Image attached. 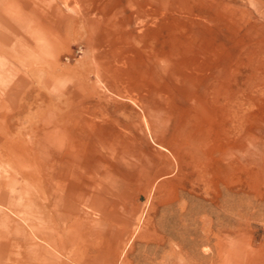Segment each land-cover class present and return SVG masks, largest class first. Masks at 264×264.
<instances>
[{
	"label": "rangeland",
	"instance_id": "obj_1",
	"mask_svg": "<svg viewBox=\"0 0 264 264\" xmlns=\"http://www.w3.org/2000/svg\"><path fill=\"white\" fill-rule=\"evenodd\" d=\"M34 1L9 5L12 21L0 25L9 40L0 88L12 98L0 92V264H264V0ZM86 13L109 20L99 26L101 49L98 32L84 34ZM23 44L35 54L28 60L16 56ZM136 46L143 52H124ZM6 51L22 64L11 78ZM116 66L157 94L141 87L106 90L97 104L78 100L79 81L99 94L93 72L111 76ZM66 98L119 138L107 132L114 151H92L88 175L98 182L106 173V189L95 209L75 214L60 203L49 213L18 174L23 155L13 148L32 125L44 131L49 102ZM34 168L36 179L49 175L43 164Z\"/></svg>",
	"mask_w": 264,
	"mask_h": 264
},
{
	"label": "bare ground",
	"instance_id": "obj_2",
	"mask_svg": "<svg viewBox=\"0 0 264 264\" xmlns=\"http://www.w3.org/2000/svg\"><path fill=\"white\" fill-rule=\"evenodd\" d=\"M19 1L21 2V0H0V22H1L0 25L12 21V19L11 20L9 19L11 16L4 17V14L10 12L9 5L13 4L14 2L19 3ZM33 3L36 4L40 3L46 5L49 3L52 4L54 2L53 0H38V1H34ZM156 4L158 5V3H155V5ZM161 5L164 7L163 11L165 10L167 11L166 5L164 4ZM3 6L4 7L7 6V7L3 9ZM54 13L56 14V16L59 17L62 14L60 9L57 7H54ZM140 16L141 14L138 11L136 13V17H138V20ZM55 18H47V19L53 21ZM81 18L85 21V27L83 30L84 34H86V36L89 39L94 33L98 32L96 33L97 34L96 36L98 38L99 44H97L96 42V46L99 49H101L102 45L100 44V42L103 39L102 40L100 39L102 38V36H100L99 34V32H101L99 30L101 29L99 26L108 25L109 20L97 22L90 18L89 13H86L85 17L81 16ZM22 23L23 20L22 22H20V24ZM25 23L26 24L29 23V18L26 17ZM116 26L112 28L113 33L115 35L118 32L121 33L119 27ZM160 31L161 30L158 29V32ZM174 33H176V31H174ZM121 35L123 34H120V36ZM132 36L133 34H131V37ZM23 41L28 43L25 39ZM156 41H158V39ZM111 42L112 41L109 42V45H111V47H114L115 44ZM6 47L9 48V40L6 37L1 38V34H0V51L7 50ZM124 49H125L124 52L126 53H131L133 51L135 53L143 52L142 47L140 46H136V49L133 48L130 49L128 47H125ZM153 50H154L153 45L149 46L148 52L153 54ZM6 53L11 55V60H12V62L9 64L2 63V66L5 65V70H3L4 74L8 78H11L12 75L15 73V67H14L15 64L16 65L19 64L18 66H20L21 64L20 62H18V59L15 58L16 56L21 57L24 55L25 57H27L28 60L29 57L35 55L33 51L27 47L26 44H23L20 48L16 49V56L15 54L13 55V51L12 52L6 51ZM152 54H149L150 56L147 59L148 62L151 64L150 67L155 66L152 61L156 56ZM158 54L159 55L162 54L164 57L167 56V54L161 51V49L160 51L158 50ZM120 65H122V62H120L119 66ZM119 66H116L115 70L109 71L111 73V76H107L106 74L101 73L100 71L93 72L96 79L95 85L97 87L101 86L103 89H105L104 91H102L101 89V92L99 94H95L93 85L89 87L87 81L84 82L79 81L78 86H80V91H81L80 95H83V97L79 96L78 100L93 99L94 101L92 102H95L97 104L99 103V101L100 102L106 101V97L104 93L106 92V90L108 92H114L113 94H119V92L124 91L123 94H125L126 92L125 90L127 89L139 91L141 87L151 88L150 90L152 91V95L153 93L155 95L157 94V90L155 87H153V85L151 86L147 84L144 80L137 81L135 77L129 78L126 71L121 70ZM153 69H155V67ZM141 78L146 79V77H141ZM149 79L150 81L148 82L152 83L151 81L154 79V76H151ZM20 81L25 82L26 80L20 79ZM6 88L7 91H9L8 87ZM6 88L5 87L0 88V92L1 95L5 96L8 103H10L12 102V98L10 97L9 92L6 91ZM62 96L63 95H61V98ZM127 97L129 98L130 96L127 95ZM69 98L73 100L72 96H69ZM69 98L62 100L59 103H53L50 101L47 107L48 109L49 108L51 109L53 115L46 117V119L44 117L45 121H43L41 124L46 129L44 128V131L38 133L37 131H34V129L37 130L38 128L37 124L32 125V127L30 128L27 134L28 136H26L25 139L19 138L17 144H15L13 148L15 150L17 149V151H20L21 154L23 155V157L20 158V160L16 159L19 164L18 174L22 176L24 180L26 179L30 185H35L36 188L34 195L37 194L40 200H42V202L46 200V202L49 203V206L51 203L53 206L57 208L58 207L57 204L60 203L62 205V208L66 207V209L69 210L70 213L75 214L76 211L80 213L82 207L88 209H95L100 204V198L97 195V192H99L101 189L104 190L106 189L104 187V182H106L104 180L106 179L107 176L106 173L98 178V182H92L90 176L88 175V170L90 166L89 157L92 154V151H94L96 147L103 149L105 153L114 151L115 149L114 143H109L106 140L107 132L113 135L114 141L119 140V138L116 132H111V130H109L108 126H103L102 128L101 126L99 127L100 124L97 126L94 124V122L85 119L82 116V113H84L85 110H87V107L74 109L71 100ZM40 101H41L40 103H42L44 102V99L40 98ZM47 107L44 110L37 109L36 113L39 114V112L47 111L48 110ZM41 116L38 119L39 123L43 118ZM101 118L100 120L102 121L99 122L107 123ZM238 119L244 121V117L242 115L239 116ZM93 120H96V117ZM97 132L100 134L99 136ZM13 155L14 157L18 158L17 155L14 154V152ZM173 155L176 162H179L180 160L179 155L178 154H173ZM98 162L104 163L102 157L98 160ZM38 163L43 164L46 170L48 171L49 175H47V172H44L46 178L43 174L42 178L36 179L35 176L32 174L33 171H35L34 167L38 165ZM44 178L49 180L48 182L49 189L47 190L49 191L47 195L48 197H46L45 195L47 192H46V188L44 187V182H43ZM151 180L152 179H150V182ZM58 192H60V194H57ZM52 205L48 209L49 213L52 209H54ZM5 264H17V263H14L12 260L7 259Z\"/></svg>",
	"mask_w": 264,
	"mask_h": 264
}]
</instances>
